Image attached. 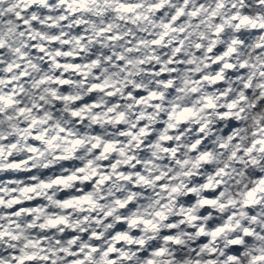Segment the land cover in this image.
I'll list each match as a JSON object with an SVG mask.
<instances>
[{
	"label": "clouds",
	"instance_id": "obj_1",
	"mask_svg": "<svg viewBox=\"0 0 264 264\" xmlns=\"http://www.w3.org/2000/svg\"><path fill=\"white\" fill-rule=\"evenodd\" d=\"M150 261L264 264V0H0V264Z\"/></svg>",
	"mask_w": 264,
	"mask_h": 264
},
{
	"label": "snow or ice",
	"instance_id": "obj_2",
	"mask_svg": "<svg viewBox=\"0 0 264 264\" xmlns=\"http://www.w3.org/2000/svg\"><path fill=\"white\" fill-rule=\"evenodd\" d=\"M8 103L11 104L12 101H8ZM37 139H39V137H37ZM77 143H79V141H77ZM107 150H108V149L106 148L105 151H107ZM55 182H56V183H62L63 181H61V180H56ZM250 195H251V194H250ZM157 254H159V253H157ZM144 255H147V253H144ZM29 259H31V257H29ZM149 264H151V261L149 262Z\"/></svg>",
	"mask_w": 264,
	"mask_h": 264
}]
</instances>
